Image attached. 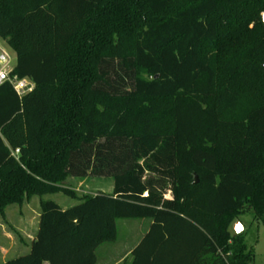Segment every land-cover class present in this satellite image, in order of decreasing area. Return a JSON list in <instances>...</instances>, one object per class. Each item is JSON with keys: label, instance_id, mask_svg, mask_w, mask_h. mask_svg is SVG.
<instances>
[{"label": "trees", "instance_id": "16d2710c", "mask_svg": "<svg viewBox=\"0 0 264 264\" xmlns=\"http://www.w3.org/2000/svg\"><path fill=\"white\" fill-rule=\"evenodd\" d=\"M262 11L264 0H0L11 74L34 84L21 97L0 85V214L70 194L67 176L113 180L65 208L40 199L28 251L0 264H96L122 218L152 220L127 264H251L232 224L246 211L264 223Z\"/></svg>", "mask_w": 264, "mask_h": 264}, {"label": "rangeland", "instance_id": "374dc122", "mask_svg": "<svg viewBox=\"0 0 264 264\" xmlns=\"http://www.w3.org/2000/svg\"><path fill=\"white\" fill-rule=\"evenodd\" d=\"M0 45L6 46L2 40H0ZM59 185L70 191V194L56 191L44 194L41 197L33 196L20 205L11 204L4 209L3 213L0 214V247L6 248L7 252L2 253L0 251V258L8 256L7 259H10L28 251L29 239L36 229L37 214L40 210V199H50L58 203L61 207H67L77 203V200L86 194L111 192L113 180L110 177L67 176ZM165 196L169 197V191H166ZM122 219L116 221L117 231L114 239L107 241L109 243H101L99 253H102L106 246L110 247L109 245L113 246L116 243L114 241L119 238V234L123 227H125L123 224L121 226ZM235 221H240L243 225L242 231L245 233L246 245L253 254V262L251 264H264V223L255 220L251 211H246L239 215ZM107 258L105 259L99 255L98 264H113L116 262V264H127L130 260L129 255H112ZM43 264L48 263L44 261Z\"/></svg>", "mask_w": 264, "mask_h": 264}, {"label": "crops", "instance_id": "0c3cea01", "mask_svg": "<svg viewBox=\"0 0 264 264\" xmlns=\"http://www.w3.org/2000/svg\"><path fill=\"white\" fill-rule=\"evenodd\" d=\"M111 192H112V190H111ZM106 193H110V192H106ZM63 208H65V207H63ZM38 216H39V213L37 214V223H38ZM122 220L123 221H121V226L123 224V225H125V227H123V229L121 228L122 231L118 236L119 238L116 239V241H114L116 243L113 246L109 245L110 247L106 246L104 251H102V253H99V246L100 245L97 247V249H96V255H97L96 264H98L99 255L105 259L107 257L112 256V255L113 256L114 255L115 256L116 255H125V256L129 255L130 256L131 250L140 241V239L143 237V235L147 232L149 225L152 222V220L148 219V218L122 219ZM36 229H37V224H36ZM36 229H35V231H36ZM116 231H117V225H116ZM34 234H35V232H34ZM34 234L30 237L29 243L33 239ZM105 243H109V242H105ZM0 251L2 253H6L7 249L4 247H0ZM7 257H4V258L2 257L0 259H1V261H5V260H7ZM130 260H131V258H130ZM116 263H113V264H116ZM105 264H107V263H105Z\"/></svg>", "mask_w": 264, "mask_h": 264}, {"label": "built area", "instance_id": "2783aa9c", "mask_svg": "<svg viewBox=\"0 0 264 264\" xmlns=\"http://www.w3.org/2000/svg\"><path fill=\"white\" fill-rule=\"evenodd\" d=\"M260 20L264 22V11L260 13ZM14 63L15 58L13 54L5 46L0 45V85L5 82L10 83L18 96L21 97L30 92L34 84L26 77L19 78L11 74ZM18 152L19 150L15 149L14 154ZM144 195H146V193H144Z\"/></svg>", "mask_w": 264, "mask_h": 264}, {"label": "water", "instance_id": "95a60500", "mask_svg": "<svg viewBox=\"0 0 264 264\" xmlns=\"http://www.w3.org/2000/svg\"><path fill=\"white\" fill-rule=\"evenodd\" d=\"M197 181V177L195 176V182ZM232 229H233V234L234 235H237L239 234L240 232H242L243 230V225L242 223H240V221H235L233 224H232Z\"/></svg>", "mask_w": 264, "mask_h": 264}]
</instances>
